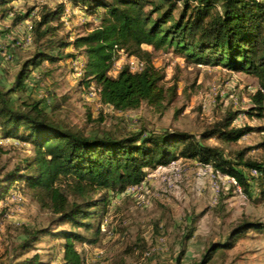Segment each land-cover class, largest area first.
<instances>
[{
  "label": "trees",
  "instance_id": "1",
  "mask_svg": "<svg viewBox=\"0 0 264 264\" xmlns=\"http://www.w3.org/2000/svg\"><path fill=\"white\" fill-rule=\"evenodd\" d=\"M15 1L0 0V18L10 15L12 26L26 21L35 10L29 7L15 13L11 7ZM67 6L96 20L95 28L72 41L56 39ZM36 15L30 29L35 46L31 57L22 62L8 87L0 84V138L31 147L22 165L0 178V200L22 184L52 218L44 227L27 230L12 256L0 264H49L37 253L27 256L43 238L63 240L57 264H84L75 244L97 243L111 198L141 184L149 170L177 160L209 166L214 174L235 180L245 196L251 198L254 189V200L264 202V157L245 159L249 149H243L226 158L221 149L207 144L209 140L232 144L254 131L264 132V126L233 125L240 114L264 119V0H64L53 8L41 6ZM68 48L84 58L80 84L86 95L93 94L92 98L116 112L136 110L143 104L159 109L167 95L170 100L176 95V84L167 90L160 85L165 75L153 63V53L160 50L195 66L246 74L256 79L257 87L246 110H226L199 135L146 129L85 135L55 121L41 101L19 103L15 97L25 91L28 77L43 63L75 58L63 56ZM118 55L142 65L136 71L127 63L115 68ZM258 147L264 149V141ZM200 217H189L172 264H181ZM64 225L68 228L58 230ZM249 232L264 236V223L238 222L223 241L210 244L192 264L211 263L218 252L232 249ZM133 246L144 250L143 244Z\"/></svg>",
  "mask_w": 264,
  "mask_h": 264
},
{
  "label": "rangeland",
  "instance_id": "2",
  "mask_svg": "<svg viewBox=\"0 0 264 264\" xmlns=\"http://www.w3.org/2000/svg\"><path fill=\"white\" fill-rule=\"evenodd\" d=\"M61 2L64 0H16L11 4L15 13L35 7L30 17L15 26L11 25L10 15L0 18V84L3 87L10 85L19 66L35 49L30 29L39 8L43 5L53 8ZM61 23L55 38L64 41L89 33L97 24L82 11L68 6ZM66 54H73L75 58L43 63L28 77L25 91L16 93L15 97L19 103L41 101V106L55 121L81 130L85 135L108 131L123 135L141 129L199 135L226 110H246L250 94L257 87L256 79L246 74L195 66L160 50L153 53L154 66L165 75L160 85L167 90L176 84V95L171 100L167 95L159 109L143 104L136 110L116 112L92 98L93 94L86 95L85 87L80 84L84 58L71 48L63 52V56ZM124 63L131 71L139 70L142 65L136 59L118 55L114 66L118 68ZM233 125L259 128L264 126V119L240 114ZM263 141L264 132L254 131L236 143L209 140L207 144L221 149L226 158L235 151L249 149L245 159L260 161L264 149L258 145ZM30 155L28 144L0 138V178L21 166ZM250 195L251 198L245 196L235 180L214 174L209 166L177 160L167 167L149 170L141 184L112 197L97 243L75 246L84 264H172L189 217L201 214L181 261V264H192L200 260L210 244L223 241L238 222L264 223V202L254 200V189ZM51 218L49 210L40 207L22 184L9 189L0 200V263L12 256L27 230L44 227ZM66 228L64 225L58 230ZM61 243L63 240L43 238L27 256L37 253L45 263L57 264L61 259ZM137 244H143L144 250L133 246ZM209 264H264V236L249 232L232 249L218 252Z\"/></svg>",
  "mask_w": 264,
  "mask_h": 264
},
{
  "label": "bare ground",
  "instance_id": "3",
  "mask_svg": "<svg viewBox=\"0 0 264 264\" xmlns=\"http://www.w3.org/2000/svg\"><path fill=\"white\" fill-rule=\"evenodd\" d=\"M253 174H255V172H253Z\"/></svg>",
  "mask_w": 264,
  "mask_h": 264
},
{
  "label": "built area",
  "instance_id": "4",
  "mask_svg": "<svg viewBox=\"0 0 264 264\" xmlns=\"http://www.w3.org/2000/svg\"><path fill=\"white\" fill-rule=\"evenodd\" d=\"M115 69V68H114Z\"/></svg>",
  "mask_w": 264,
  "mask_h": 264
},
{
  "label": "crops",
  "instance_id": "5",
  "mask_svg": "<svg viewBox=\"0 0 264 264\" xmlns=\"http://www.w3.org/2000/svg\"><path fill=\"white\" fill-rule=\"evenodd\" d=\"M192 162V161H191Z\"/></svg>",
  "mask_w": 264,
  "mask_h": 264
}]
</instances>
